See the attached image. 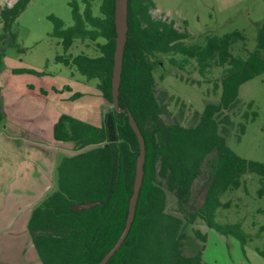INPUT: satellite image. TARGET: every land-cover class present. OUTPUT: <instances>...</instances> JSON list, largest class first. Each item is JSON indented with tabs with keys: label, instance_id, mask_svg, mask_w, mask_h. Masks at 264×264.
I'll list each match as a JSON object with an SVG mask.
<instances>
[{
	"label": "trees",
	"instance_id": "trees-1",
	"mask_svg": "<svg viewBox=\"0 0 264 264\" xmlns=\"http://www.w3.org/2000/svg\"><path fill=\"white\" fill-rule=\"evenodd\" d=\"M29 1L15 0L12 5L0 6L6 30ZM94 1L84 0L82 12L76 2H71L73 24L66 28L60 19L51 18L53 35L61 39L65 49L79 39L87 46L93 44L97 54L58 55L56 60L73 65L86 80L97 79V89L112 104L114 0H99L98 15L92 12ZM154 6L152 0H128L118 96L122 110L116 112L112 106L99 126L63 113L53 126L54 140L72 142L76 152L60 159L56 189L32 208L27 221L28 234L42 264H98L123 230L139 147L127 111L145 142L143 180L130 229L106 264H208L203 258L207 234L198 229L195 235L201 238L199 249L192 254L183 252L185 228L195 221L235 237L243 249L251 238L240 222L219 223L215 213L229 205L220 196L239 188L245 173L258 175V193L264 194V163L241 157L225 139L233 123L231 114L237 112L239 86L264 73V21L257 26L253 50L246 49L245 36L238 30L207 34L202 42L186 43L188 30L177 29L173 21L154 18L150 12ZM237 41L244 56L232 53ZM157 53L170 54V63L179 68L192 59L200 74L208 68H222L219 99L204 106L196 124L184 126L162 119L163 105L155 93ZM79 96L74 93L72 98ZM109 113L112 127L107 123ZM255 116L252 110L251 118ZM242 117L247 120L248 113H242ZM244 127L241 123L242 130ZM204 172L208 182L203 203L184 217L166 211L167 192L180 204H188L194 181ZM93 200L99 203L88 209L71 208L75 203ZM256 250L264 257V246Z\"/></svg>",
	"mask_w": 264,
	"mask_h": 264
},
{
	"label": "rangeland",
	"instance_id": "rangeland-1",
	"mask_svg": "<svg viewBox=\"0 0 264 264\" xmlns=\"http://www.w3.org/2000/svg\"><path fill=\"white\" fill-rule=\"evenodd\" d=\"M14 1L0 0V6L12 5ZM73 1L82 12L84 0H30L8 30L0 16L1 170L12 172L20 166L30 167L28 163L35 156L48 164L74 154L72 142L53 140V126L59 116L66 113L99 126L112 107L97 89V79L86 80L73 65L56 60L58 55L97 54L93 44L87 46L79 39L65 49L61 39L53 35L55 24L51 16L60 19L63 28L73 24ZM152 1L155 6L150 12L154 18L173 21L177 29L188 30L186 43L202 42L207 34L238 30L245 36L246 49L253 50L257 26L264 21V0ZM99 3L95 0L92 4L94 15L99 14ZM232 53L245 55L240 41L233 43ZM156 57L159 64L154 68L155 93L163 105L162 119L184 126L196 124L204 106L219 99L222 68H208L200 74L192 59L179 68L170 63V54L157 53ZM175 57L182 60L181 55ZM74 93L80 96L72 98ZM238 101L237 112L231 114L233 123L225 135L226 143L241 157L264 163V73L239 86ZM252 110L256 111L254 118ZM244 112L248 113L247 120L242 117ZM241 123L245 125L243 130ZM54 182L53 175H48L43 185L45 193L55 187ZM207 182V172L195 179L185 205L167 192L166 211L184 217L188 210L198 208L205 198ZM259 188L258 175L243 174L239 188L220 196L229 205L219 207L215 213L217 222H240L251 235L244 249L235 237L195 221L185 228L183 252L192 254L199 249L201 238L195 235L198 229L207 234L203 258L208 264H264V257L256 250L264 246V194L258 193ZM20 197L18 207L7 211L1 209L4 202L0 197V222L4 224H0V264H42L28 234L27 221L32 208L46 196ZM4 212L9 216H4Z\"/></svg>",
	"mask_w": 264,
	"mask_h": 264
},
{
	"label": "water",
	"instance_id": "water-1",
	"mask_svg": "<svg viewBox=\"0 0 264 264\" xmlns=\"http://www.w3.org/2000/svg\"><path fill=\"white\" fill-rule=\"evenodd\" d=\"M127 13H128V0H114V27H115V46L113 51V65H112V72H111V97H112V106L116 112L121 111L122 109L119 106V86L121 80V71H122V62H123V54H124V47L127 39ZM128 115V122L131 126L133 132L136 135L138 141V154L136 156L135 162V170H134V177L132 183V193L129 197L128 201V212L124 224V228L121 231L119 237L117 238L116 242L113 246L104 254L98 264H106L108 259L114 254V252L120 247L121 243L123 242L124 238L126 237L131 223L135 216L136 204L139 196L140 187L142 185L143 180V165L145 161V142L143 135L130 111H127ZM107 123H111V114L107 115ZM114 137V136H113ZM99 201L93 200L88 202H80L75 203L72 205V210H81V209H88L96 204Z\"/></svg>",
	"mask_w": 264,
	"mask_h": 264
},
{
	"label": "crops",
	"instance_id": "crops-1",
	"mask_svg": "<svg viewBox=\"0 0 264 264\" xmlns=\"http://www.w3.org/2000/svg\"><path fill=\"white\" fill-rule=\"evenodd\" d=\"M64 156H70V155L66 154V155H63L62 157ZM62 157L57 159L55 162H52V160H50V162L48 161L49 163L46 164L45 162L41 163V161L37 160L35 156L32 159V161H29L28 163L30 167L20 166V167H17L12 172L7 171L6 169H2V170L0 169V197H1V200H3L4 202L1 209L2 210L6 209L7 211L11 207H14V208L18 207L19 205L18 201L19 199H21L20 196H47L52 191H54L57 187V166ZM2 167L3 165H0V168ZM10 174H12V176H10ZM48 175L49 177L53 175V177L55 178V182H54L55 187L51 191L45 193L44 191L45 189H43V185ZM7 183L12 184V187L5 188L4 186ZM42 190L44 192L43 194L41 193ZM9 199L11 201H10V206L8 208L7 203ZM24 209L25 207L23 208V210ZM8 214H9L8 212L3 213L4 216L6 215L9 216ZM0 224H2V221L0 222Z\"/></svg>",
	"mask_w": 264,
	"mask_h": 264
}]
</instances>
